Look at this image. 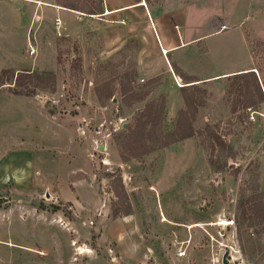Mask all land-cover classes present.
Instances as JSON below:
<instances>
[{
	"label": "rangeland",
	"instance_id": "374dc122",
	"mask_svg": "<svg viewBox=\"0 0 264 264\" xmlns=\"http://www.w3.org/2000/svg\"><path fill=\"white\" fill-rule=\"evenodd\" d=\"M47 1L75 9L64 18L31 3L43 1L0 0V62L34 91L32 101L12 93L24 88L12 76L0 79V264H182L170 261L177 248L195 250L189 264H222L226 250L228 264H264V126L253 130L248 117L256 114L246 109L259 98L253 77L231 81L226 112L220 81L179 89L192 77L177 75L187 76L150 29L141 38L119 27L111 35L110 17L92 15L102 0ZM209 2L204 13L242 19L199 39L196 48L208 52L190 58L194 76L222 65L218 47L237 49L236 29L249 20L245 0ZM249 44L264 51V41ZM256 59L264 68V55ZM182 91L199 98L195 111ZM187 123L195 132L176 138ZM46 129L64 133L41 139Z\"/></svg>",
	"mask_w": 264,
	"mask_h": 264
},
{
	"label": "crops",
	"instance_id": "0c3cea01",
	"mask_svg": "<svg viewBox=\"0 0 264 264\" xmlns=\"http://www.w3.org/2000/svg\"><path fill=\"white\" fill-rule=\"evenodd\" d=\"M37 1H43L45 3H31L35 4L37 7L42 5L57 9L64 14V18H68L69 13H73L66 11V8H69L60 4H53L47 0ZM102 1V11L99 14L92 15H95V17H110V23L106 26H108L111 35L113 30L119 27L120 31H125L126 34H131L129 32L136 29L137 38H141L145 29H150L155 40L159 44V51L160 49H166V54L168 52L170 62H173L177 67H180L187 75L191 76L192 79H196L193 81L195 84H207L220 81L219 85L216 86V89L218 102H223V107H226L225 104H227L224 97L226 96V89L229 88L231 81L241 75L253 77L258 92L260 91L259 98L255 101V107L247 106L246 109H249L248 111H252L256 114V117L252 115L254 117L253 121H251L254 122L251 124L253 130L259 128L261 124L264 126V68L262 64H260L261 59H256V56L260 57L261 55H264V51L249 44L250 41H264V0H245V2H247L246 11L249 12L250 15L244 29L241 27V30L238 28L236 29L239 34L237 49H230V46L227 44L220 45L217 49V57L218 60L222 62V65L218 67L215 72L204 76H194L189 74L191 73V68L189 66L190 58L208 52V45L206 47L202 45L200 49H197L195 44L201 38L203 40L208 37L219 35L224 31L231 30L232 27L234 28L235 25L241 23L242 17L239 21L235 18L228 20L225 13L220 12L219 10H217L216 13H204V6L210 4L209 0H152V3L147 0ZM231 1L236 2L238 0H230V2ZM50 4L53 6H49ZM220 14L225 16L224 21L217 18ZM227 16L230 17L228 14ZM217 19L219 22L216 21ZM174 24L177 26L176 29L173 27ZM158 25L162 27V35L157 30ZM222 25L224 26L223 28H221ZM172 30L175 32L174 35ZM241 47H243L244 50V59L242 60L240 59ZM165 60L166 65L170 70L171 66L169 61L167 58ZM7 66L11 67L7 61H4L3 64L0 62V71L2 69H8ZM8 93L12 94L11 92ZM19 96L28 98L32 101L34 100L33 96ZM226 108V112H228L229 107L227 106ZM260 131H264V128ZM60 133L63 134L64 131H48V129H46V131H41L38 135L39 137L42 135L41 137L43 138L41 139L58 140ZM262 146H264V142H262ZM175 251L176 250L173 251V254L170 257V261H173V263L182 261V264H189V262H187V254L190 251L194 256L198 257L193 249L186 251L184 248V253L182 255H176Z\"/></svg>",
	"mask_w": 264,
	"mask_h": 264
},
{
	"label": "trees",
	"instance_id": "16d2710c",
	"mask_svg": "<svg viewBox=\"0 0 264 264\" xmlns=\"http://www.w3.org/2000/svg\"><path fill=\"white\" fill-rule=\"evenodd\" d=\"M59 3H57V4H60V5H62V6H65V7H69V8H72V9H75L74 7H72V6H70L69 4H67V3H65V2H63V1H58ZM91 9H86V11H83V12H85V13H94V12H92V11H90ZM58 59L56 58V61H57ZM172 67V70L173 71H175V69H176V66L175 65H172L171 66ZM13 72L14 71H8L7 69H2L1 71H0V79H1V77L3 76V75H6L7 74V76H8V78H9V76H12V83H13V85H20V86H23L21 83H19V75L16 73L15 75L13 74ZM23 74H29V73H23ZM177 75L178 76H181L182 78H189L190 76L189 75H187V76H185V75H180V74H178L177 73ZM196 79H188V80H186L185 81V83L183 84V85H181V86H179L180 88V90H183L185 87H189V88H192V89H196L195 88V83L193 82V81H195ZM24 87V86H23ZM12 93H14V94H20V95H31V94H33L34 93V91L33 90H31V89H28V87H24L23 89H18L17 87H15V88H12ZM182 99H183V103H184V105H185V107H186V110L187 109H192V111H195L194 109H196L197 108V106L198 105H200L199 103H200V100H199V98H197V97H195V93H194V95H193V93L192 92H183L182 91ZM152 109H153V103H151V102H149V103H146L145 104V107H144V109L142 110V111H140V114H139V117H137L138 118V120L139 119H141V118H146L143 122H142V127L141 128H144L145 127V125H146V123H147V118L150 116V114H151V111H152ZM188 111V110H187ZM139 124V123H138ZM136 126V125H135ZM134 126V127H135ZM186 129H187V131H183V132H181V133H179L178 135L176 134L175 135V137L176 138H181V137H184V136H188V135H192L195 131L192 129V127H191V125L189 124V123H187L186 124ZM132 132V131H131ZM129 133H130V131H128L127 133H125V136H124V139H123V141H122V147L124 148V149H126L127 151H129V145L127 144V142H129V141H132L133 139H131L130 137H129ZM134 134H139L140 135V137L141 138H143L144 136H146L147 134H148V131H134ZM212 135H214V137L216 138V139H218V136L217 135H215V134H212ZM176 138H172L171 140H169V141H172L173 139H176ZM144 139H141V144H140V147H141V150L144 152V151H147V150H149V149H147L148 148V146L144 143V141H143ZM123 157V156H122ZM125 158V157H124ZM117 183L119 184V186H121V183H120V179L118 178L117 179ZM121 192L123 193V190H121ZM122 195H124V194H122ZM248 208H249V205L247 206ZM247 207H246V209H247ZM125 211V210H124ZM241 211L242 212H245V207H242L241 208ZM124 213H126V211L124 212Z\"/></svg>",
	"mask_w": 264,
	"mask_h": 264
},
{
	"label": "built area",
	"instance_id": "2783aa9c",
	"mask_svg": "<svg viewBox=\"0 0 264 264\" xmlns=\"http://www.w3.org/2000/svg\"><path fill=\"white\" fill-rule=\"evenodd\" d=\"M54 21H55V24H56V26H55L56 32H57V34H60V32H59L60 21L57 18H55ZM223 27L224 26L222 25L221 28H223ZM30 52H32L31 49H30ZM248 118H249V120H253L252 113L249 114V117ZM175 253H176V255H182L184 253V248H177L176 251H175ZM229 256H230V254H229ZM227 259H228V261H230L229 258H227ZM237 264H241V263H237Z\"/></svg>",
	"mask_w": 264,
	"mask_h": 264
},
{
	"label": "water",
	"instance_id": "95a60500",
	"mask_svg": "<svg viewBox=\"0 0 264 264\" xmlns=\"http://www.w3.org/2000/svg\"><path fill=\"white\" fill-rule=\"evenodd\" d=\"M226 254H227V250L225 252H223V254H222V258H221L222 264H227L228 263V259L226 257Z\"/></svg>",
	"mask_w": 264,
	"mask_h": 264
},
{
	"label": "bare ground",
	"instance_id": "6f19581e",
	"mask_svg": "<svg viewBox=\"0 0 264 264\" xmlns=\"http://www.w3.org/2000/svg\"><path fill=\"white\" fill-rule=\"evenodd\" d=\"M179 84V83H178ZM77 251L80 253V252H83L85 250H83L81 247L80 248H77Z\"/></svg>",
	"mask_w": 264,
	"mask_h": 264
}]
</instances>
